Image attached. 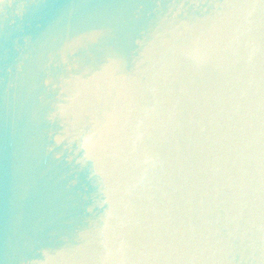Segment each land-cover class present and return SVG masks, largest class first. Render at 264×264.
I'll list each match as a JSON object with an SVG mask.
<instances>
[{
	"label": "clouds",
	"instance_id": "clouds-1",
	"mask_svg": "<svg viewBox=\"0 0 264 264\" xmlns=\"http://www.w3.org/2000/svg\"><path fill=\"white\" fill-rule=\"evenodd\" d=\"M264 264V0H0V264Z\"/></svg>",
	"mask_w": 264,
	"mask_h": 264
},
{
	"label": "water",
	"instance_id": "water-1",
	"mask_svg": "<svg viewBox=\"0 0 264 264\" xmlns=\"http://www.w3.org/2000/svg\"><path fill=\"white\" fill-rule=\"evenodd\" d=\"M5 264H8V261H7V259L5 258Z\"/></svg>",
	"mask_w": 264,
	"mask_h": 264
}]
</instances>
